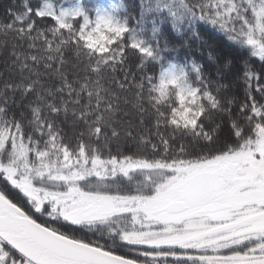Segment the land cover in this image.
<instances>
[{
  "label": "snow or ice",
  "instance_id": "obj_1",
  "mask_svg": "<svg viewBox=\"0 0 264 264\" xmlns=\"http://www.w3.org/2000/svg\"><path fill=\"white\" fill-rule=\"evenodd\" d=\"M6 14L0 264H264V0ZM165 21L182 43L161 39ZM199 21L247 49L231 80L211 50L215 77L166 55Z\"/></svg>",
  "mask_w": 264,
  "mask_h": 264
},
{
  "label": "trees",
  "instance_id": "obj_2",
  "mask_svg": "<svg viewBox=\"0 0 264 264\" xmlns=\"http://www.w3.org/2000/svg\"><path fill=\"white\" fill-rule=\"evenodd\" d=\"M65 5L73 2V0H63ZM91 4H98L107 6L110 3L119 2V0H89ZM129 6V11L139 15V0H124ZM22 3V0H0V20L7 22L10 17L6 14L8 7L18 8ZM147 29L151 28V15L146 19L145 24ZM162 36L161 39L167 37L170 42L180 44L186 39L185 36L178 35L171 27L170 23L163 22L161 25ZM198 31L200 33V40L195 38L188 40L187 47H181L176 52L166 53L169 59L175 58L180 62L186 60L195 59L197 62L204 64L205 71L212 72L215 77V68L217 64L207 59V53L209 50L213 51L220 65H223L227 60H232L233 63L229 68L224 69L225 79L231 80L233 75L242 69L240 59L247 52L246 48H241L238 44L230 41L224 36L222 32L214 28L210 24H206L203 21H199L197 24ZM256 64L260 61L258 58H253ZM243 85L238 83L236 85V94L242 96Z\"/></svg>",
  "mask_w": 264,
  "mask_h": 264
}]
</instances>
